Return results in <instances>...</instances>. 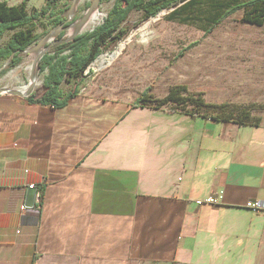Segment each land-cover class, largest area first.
Returning a JSON list of instances; mask_svg holds the SVG:
<instances>
[{
    "label": "crops",
    "instance_id": "obj_1",
    "mask_svg": "<svg viewBox=\"0 0 264 264\" xmlns=\"http://www.w3.org/2000/svg\"><path fill=\"white\" fill-rule=\"evenodd\" d=\"M0 100V264H264V212L243 206L264 199V116L239 125L82 89L63 107ZM29 184L38 212L21 208Z\"/></svg>",
    "mask_w": 264,
    "mask_h": 264
},
{
    "label": "rangeland",
    "instance_id": "obj_2",
    "mask_svg": "<svg viewBox=\"0 0 264 264\" xmlns=\"http://www.w3.org/2000/svg\"><path fill=\"white\" fill-rule=\"evenodd\" d=\"M18 1L9 0L13 4ZM39 1L31 0L37 7L41 5H38ZM91 1L79 0L74 10L76 19L85 14ZM221 1L224 0H197L173 18L170 17L171 12L179 10L184 2L163 9L145 20H141L142 10H133L121 24L127 28V33L112 42L101 54L113 53L132 34L133 40L124 46L115 60L98 69L95 62L100 54L79 83L82 91L96 97L132 103L146 90V99L151 101L172 97L158 109L227 113L238 119H241L239 111L247 110L248 121H254L257 117L261 121L264 116V24L243 22V10H238L207 32L211 27L208 18L217 11ZM71 2L60 0L53 11L59 13L64 10L66 14V7ZM113 2L100 0L95 10L96 16H90L81 31L90 30L101 23ZM52 19L53 15L41 17L36 22L34 33L39 35L38 40L56 27ZM72 31V27H68L64 38L70 36ZM12 32L8 30L0 38V47ZM142 32L144 40L140 39ZM54 39H47L45 45L51 46ZM20 55L18 65L8 67L0 74V89L22 91L23 87L28 86L30 66L37 54ZM45 74L46 71L38 72L39 78L32 92H42ZM73 85V82L63 81L61 88L67 92ZM153 104L141 107L151 108ZM6 106V102L0 100V109L4 110Z\"/></svg>",
    "mask_w": 264,
    "mask_h": 264
},
{
    "label": "trees",
    "instance_id": "obj_3",
    "mask_svg": "<svg viewBox=\"0 0 264 264\" xmlns=\"http://www.w3.org/2000/svg\"><path fill=\"white\" fill-rule=\"evenodd\" d=\"M59 1L45 0L38 8L27 9L26 0L16 5H9L6 1L0 0V38L8 30H13L7 42L0 47V65L12 52H15V54L9 67H14L21 62L20 54L22 51L34 44L39 38V35L34 33V26L41 17L53 15V25H62L65 28L56 35L53 44L39 61L40 71H46L42 83V92L40 94L32 92L26 97H19V99L25 100L29 104H47L54 107L66 105L81 89L79 83L83 80L88 67L112 42L122 38L127 33V28H124L121 24L133 10H142L141 20H145L163 9L184 2L179 10L171 12L170 17L173 18L180 10L197 2V0H114L101 23L90 30L75 35L70 40H65V30L76 17L70 20L67 19L64 10L59 13L54 12L53 10ZM67 8H69V5ZM216 9L217 11L208 18L211 27L207 32H210L223 19L238 10H243V22L255 25L264 24V0H224L218 3ZM6 70L7 68L0 74ZM63 81L73 82V88L64 92L61 88ZM0 97L7 96L0 95ZM146 98L147 93L145 90L130 104V108L155 102L150 107L158 109L172 97L155 99V101ZM198 102L199 104H205L202 101ZM181 112L192 116H201L205 119L209 118L213 121L232 122L239 125H258L260 123L259 117L254 121H248L249 111L247 110L239 111L241 114L239 118L241 119L233 118L227 113L207 114L186 110Z\"/></svg>",
    "mask_w": 264,
    "mask_h": 264
},
{
    "label": "water",
    "instance_id": "obj_4",
    "mask_svg": "<svg viewBox=\"0 0 264 264\" xmlns=\"http://www.w3.org/2000/svg\"><path fill=\"white\" fill-rule=\"evenodd\" d=\"M78 2H79V0H72L71 4L67 10V13H66L67 19L72 20L74 18V10H75ZM99 2H100V0H92L90 5L87 8L85 14L82 15V17H80L79 19L73 20V22L69 26V27H72L73 31L70 34V36L65 37V40H70L75 35L82 32L81 29H82L83 25L88 20L89 16L97 9ZM64 29L65 28L62 25L52 28L41 39H39L33 45L27 47L26 49H24L22 51V53L26 54V55L33 53V52H36V54H37L36 60L32 64V72L30 75V81L28 83L27 88L24 91L15 90V89H0V95L8 94V95H18L21 97H26L32 93V91L35 87V84H36V80H35V76L33 75V71L35 69L38 72L40 71L39 61H40L41 57L48 51V49L50 47L49 45H45V42L47 41V39L55 38L56 35H58ZM14 54H15V52H12L10 54V56L0 65V73L5 68L9 67ZM89 68L90 67H88V69ZM36 193H37L36 187H33V188L28 187L26 189L24 204L27 208L30 209V208L34 207Z\"/></svg>",
    "mask_w": 264,
    "mask_h": 264
},
{
    "label": "built area",
    "instance_id": "obj_5",
    "mask_svg": "<svg viewBox=\"0 0 264 264\" xmlns=\"http://www.w3.org/2000/svg\"><path fill=\"white\" fill-rule=\"evenodd\" d=\"M87 71V70H86ZM86 73V72H85ZM34 184H29V187H33ZM40 196V193L37 191L36 196H35V202L38 201V198ZM223 201V192H218L215 194H209L206 197L203 198H197L195 199V203L197 205H204V204H210V205H216L220 204ZM243 206L252 212H264V199H251L246 201ZM22 209H27L25 205H21ZM33 211L38 212L39 207L32 208Z\"/></svg>",
    "mask_w": 264,
    "mask_h": 264
},
{
    "label": "bare ground",
    "instance_id": "obj_6",
    "mask_svg": "<svg viewBox=\"0 0 264 264\" xmlns=\"http://www.w3.org/2000/svg\"><path fill=\"white\" fill-rule=\"evenodd\" d=\"M91 17H95L96 16V14H95V11L90 15ZM89 16V17H90ZM146 29V28H145ZM139 31V30H138ZM134 37V35L132 34V35H130L129 37H128V39L126 40V41H124L121 45H120V47L116 50V51H114L113 53H111V54H108V53H103V54H101L100 55V57L96 60V62H95V64H97L96 65V67L99 69V68H102V67H104L105 65L107 66V64H109V63H111L113 60H115V58L119 55V53L120 52H122L123 50V48H124V46L127 44V43H129V42H131V40H133L132 38ZM137 37V36H136ZM144 38V32H142L141 33V37H140V39H143ZM144 40V39H143ZM140 42H142V41H140ZM122 50V51H121ZM31 72H32V65L30 66V75H31ZM33 75L35 76V80H36V84H37V79L39 78L38 77V71L35 69L34 71H33ZM38 77V78H37ZM35 84V85H36ZM27 88V86H25V87H23V89H22V91H24L25 89Z\"/></svg>",
    "mask_w": 264,
    "mask_h": 264
}]
</instances>
